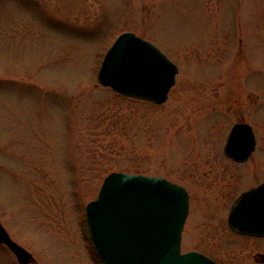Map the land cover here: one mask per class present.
<instances>
[{
    "label": "rangeland",
    "instance_id": "rangeland-1",
    "mask_svg": "<svg viewBox=\"0 0 264 264\" xmlns=\"http://www.w3.org/2000/svg\"><path fill=\"white\" fill-rule=\"evenodd\" d=\"M125 31L177 66L165 103L98 83ZM237 122L256 137L241 165L223 153ZM209 169L227 172L210 181ZM114 171L188 191L182 253L253 264L264 238L226 221L233 199L264 180V0H0L2 226L34 264H95L84 207ZM0 264H15L1 247Z\"/></svg>",
    "mask_w": 264,
    "mask_h": 264
},
{
    "label": "water",
    "instance_id": "water-1",
    "mask_svg": "<svg viewBox=\"0 0 264 264\" xmlns=\"http://www.w3.org/2000/svg\"><path fill=\"white\" fill-rule=\"evenodd\" d=\"M177 66L152 43L127 31L105 52L97 71L99 84L123 97L161 105L174 85ZM252 127L234 124L224 154L246 162L255 150ZM188 215V193L162 177L111 172L97 197L85 206L93 248L102 264H217L198 252L181 253V233ZM228 227L240 234L264 237V181L232 202ZM0 244L19 264L34 260L0 223ZM264 264V254H258Z\"/></svg>",
    "mask_w": 264,
    "mask_h": 264
},
{
    "label": "flooded vegetation",
    "instance_id": "flooded-vegetation-1",
    "mask_svg": "<svg viewBox=\"0 0 264 264\" xmlns=\"http://www.w3.org/2000/svg\"><path fill=\"white\" fill-rule=\"evenodd\" d=\"M230 160V159H229ZM232 163H235V164H244V163H246V162H243V163H236V162H234V161H232V160H230ZM194 172L195 173H197L198 171L197 170H194ZM227 172V171H226ZM226 172H224V170L222 171V170H211V169H209V171L208 172H203V173H206L205 174V176H207V175H209V174H213L211 177H210V181L213 179V178H218L219 177V175H221V174H224V173H226ZM221 176H223L224 177V175H221ZM222 178V177H221ZM214 187H216V186H214ZM221 187V186H220ZM254 187V186H253ZM251 188V187H250ZM249 188V189H250ZM187 191V190H186ZM187 193H188V191H187ZM189 201H190V195H189V193H188V212H189ZM187 218V217H186ZM229 231H231V232H233L232 230H230V229H228ZM182 232H183V229H182ZM233 233H235V232H233ZM235 234H237V233H235ZM237 235H240V234H237ZM240 236H243V235H240ZM245 236V235H244ZM245 237H249V236H245ZM256 238V237H255ZM264 238V237H263ZM181 240H182V233H181ZM0 247L1 248H5V249H7L4 245H0ZM259 249V250H258ZM262 248H260V247H252V250L251 251H249V253H251V255H250V258L252 259V261H253V264H263V263H259L256 259H257V255L260 253V254H264V249H263V251L261 250ZM207 257V256H206ZM209 258V257H208ZM211 259V258H210ZM212 260V259H211ZM214 261V260H213ZM35 263V261L33 262V263H30V264H34ZM15 264H18L16 261H15ZM218 264V263H217Z\"/></svg>",
    "mask_w": 264,
    "mask_h": 264
},
{
    "label": "trees",
    "instance_id": "trees-1",
    "mask_svg": "<svg viewBox=\"0 0 264 264\" xmlns=\"http://www.w3.org/2000/svg\"><path fill=\"white\" fill-rule=\"evenodd\" d=\"M117 97L119 98V99H124V100H126V101H133L132 99H125L124 97H121V96H119V95H117ZM135 101V100H134Z\"/></svg>",
    "mask_w": 264,
    "mask_h": 264
}]
</instances>
